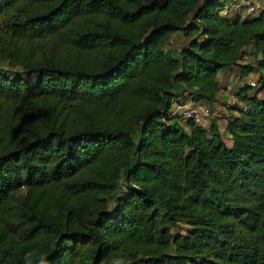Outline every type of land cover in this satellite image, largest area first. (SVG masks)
Returning <instances> with one entry per match:
<instances>
[{
    "label": "trees",
    "instance_id": "obj_1",
    "mask_svg": "<svg viewBox=\"0 0 264 264\" xmlns=\"http://www.w3.org/2000/svg\"><path fill=\"white\" fill-rule=\"evenodd\" d=\"M221 8L0 0V264H264V8ZM234 68L230 146L170 115Z\"/></svg>",
    "mask_w": 264,
    "mask_h": 264
},
{
    "label": "built area",
    "instance_id": "obj_2",
    "mask_svg": "<svg viewBox=\"0 0 264 264\" xmlns=\"http://www.w3.org/2000/svg\"><path fill=\"white\" fill-rule=\"evenodd\" d=\"M222 8L220 15L224 17L243 18V11H245L244 18L249 16H257L264 8V0H221ZM250 86H256L257 80H249ZM229 87V85H228ZM181 99L174 101L171 104L169 113L176 117L178 122L184 124L188 121H193L197 124H202L212 117L210 106L206 102H193L190 105L180 102ZM235 100H230V104L234 105ZM239 107L243 104L238 103Z\"/></svg>",
    "mask_w": 264,
    "mask_h": 264
},
{
    "label": "rangeland",
    "instance_id": "obj_3",
    "mask_svg": "<svg viewBox=\"0 0 264 264\" xmlns=\"http://www.w3.org/2000/svg\"><path fill=\"white\" fill-rule=\"evenodd\" d=\"M242 13H243L242 17L244 18V15L246 12L243 11ZM222 17H224V16H222ZM224 18L229 19V20L234 19L232 17H224ZM184 44H186V40L182 37L181 33H175L172 36L168 46L173 47V48L175 47V48L179 49ZM246 50L248 52V55H247V58L245 59V62L250 63L252 65L257 64L256 59L254 58V52H253L251 44L248 45ZM0 69H7L9 72H11V69L8 67V65H6V64L2 65L1 62H0ZM238 74H239L238 68H234L232 70V74H231L232 76L231 77L229 76V74L227 76H225L223 73H220L222 87L227 90V84L230 85V90H229L230 94L229 95L234 96L233 92L235 90H237L241 86V84L249 83L250 79L251 80H257V76H258L257 73L253 72V73L248 74L247 76H245V78H243L241 80L239 78ZM209 121H210V119H208L207 121L202 123V124H204V127H207V125L209 124ZM222 135L226 136V132H225V130H223V127H222ZM186 228H187V225L185 223H180L178 225V227L173 228L172 232H173V234L185 233Z\"/></svg>",
    "mask_w": 264,
    "mask_h": 264
},
{
    "label": "crops",
    "instance_id": "obj_4",
    "mask_svg": "<svg viewBox=\"0 0 264 264\" xmlns=\"http://www.w3.org/2000/svg\"><path fill=\"white\" fill-rule=\"evenodd\" d=\"M228 74L231 77L232 76L231 75L232 71L229 72ZM228 74H226L225 76H227ZM219 80L221 82L220 74H219ZM228 85L229 84H227V90L228 91L222 87L220 92L216 96L215 102L212 104V106L210 108L211 113H212V117L211 118H213V117L215 118L216 123H217V125H218V127H219L221 132H222V127H223V130H225V128H226L227 118L230 117V116L237 115V112L232 107L234 105H238V101L235 98V92L237 90H235L233 92L234 96L229 95L230 94V92H229L230 85H229V87H228ZM180 99H182L183 103H185L186 105H190L191 103H193V101L189 100L187 95H184ZM230 100H235L234 101L235 104L231 105L230 104ZM199 102H203V101H199ZM202 125L204 126V124H202ZM225 132H226V130H225ZM223 138H224V141L226 142V144L228 146H230L231 145V139H230V137H229L227 132H226V136H223Z\"/></svg>",
    "mask_w": 264,
    "mask_h": 264
}]
</instances>
